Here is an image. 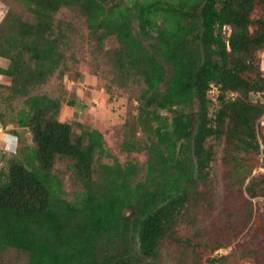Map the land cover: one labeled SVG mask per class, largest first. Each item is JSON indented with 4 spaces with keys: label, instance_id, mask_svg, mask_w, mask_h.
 Segmentation results:
<instances>
[{
    "label": "trees",
    "instance_id": "obj_1",
    "mask_svg": "<svg viewBox=\"0 0 264 264\" xmlns=\"http://www.w3.org/2000/svg\"><path fill=\"white\" fill-rule=\"evenodd\" d=\"M15 1L32 20L2 1L0 58L8 66L0 76L8 84L0 83V125L13 126L18 146L0 167V264L9 250L27 264H159L165 241L179 246L169 264H198L203 244L180 239L177 228L183 223L197 237L199 215L211 205L208 141L222 142L227 180L238 186L260 158L258 137L264 144V102L253 98L264 92V0ZM63 11L83 21L118 86H140L121 150L144 152L142 165L101 164L111 157L102 134L79 123L77 133L58 120L63 104L85 105L67 92L37 93L72 68L75 26L56 17ZM107 39L118 47L105 50ZM256 185L252 177L245 186L251 198ZM233 241H218L212 252Z\"/></svg>",
    "mask_w": 264,
    "mask_h": 264
},
{
    "label": "rangeland",
    "instance_id": "obj_2",
    "mask_svg": "<svg viewBox=\"0 0 264 264\" xmlns=\"http://www.w3.org/2000/svg\"><path fill=\"white\" fill-rule=\"evenodd\" d=\"M2 1L6 3L8 10L18 14L26 21L32 20L31 15L20 3L15 0ZM56 17L65 20V22H72L75 26L72 35V48L68 53L73 58V64L71 63L72 68L62 79L56 75L53 76L37 93L58 97L67 92L76 96L78 101L85 105L84 110H78L63 104L58 120L70 124L77 133L80 132L77 127L79 123L88 129H97L102 134L104 146L111 157H102L99 161L101 164L112 165L115 161L120 164L137 161L142 165L146 160L144 152L135 154L121 150V143L127 134L124 124L133 122L138 113L140 86L129 85L122 88L113 81L114 75L106 55L96 52L95 42L89 37V32L83 21L76 18L75 14L63 11ZM117 47L118 44L114 39H107L104 43L105 50ZM258 57L262 69L264 51L259 52ZM4 61V63L0 62V66L8 65V61ZM0 83L8 84V80L0 77ZM253 98L264 102V92L258 93ZM0 107L4 109L2 99H0ZM12 128V125H8L6 128L0 125V140H4L0 143V167L3 165L4 155H10L18 146L16 138L10 134ZM23 135L25 142L30 144V134L25 132ZM208 145L215 152L214 160L209 168L211 205L207 208L206 215H199L198 211L195 213L202 217L199 221L201 231H198L197 237H194V230L183 223L179 224L177 235L180 239L203 244L197 247L198 264H211L212 258L220 256L227 257L221 264H264V161L262 162L258 156L254 158L255 168L251 176L243 186H238L234 180H227L229 168L225 167L222 161V142L211 139L208 141ZM241 159L247 164L252 162L251 157H241ZM68 175L69 172L63 171L62 179L67 190L70 187ZM252 177H254L257 187L255 188V197L251 198L246 192L245 186L250 183ZM232 230L235 232H231ZM230 239H234L230 245H224L218 251L212 252L218 241L225 244ZM178 247L165 241L159 251V264H169L166 261L168 253L177 250ZM1 263L27 264V258L18 251L9 250L3 255Z\"/></svg>",
    "mask_w": 264,
    "mask_h": 264
},
{
    "label": "built area",
    "instance_id": "obj_3",
    "mask_svg": "<svg viewBox=\"0 0 264 264\" xmlns=\"http://www.w3.org/2000/svg\"><path fill=\"white\" fill-rule=\"evenodd\" d=\"M217 95H218V90L214 85H210L209 91H208V98L212 101V102H216L217 99ZM260 124L262 126H264V115L260 120ZM260 144V150H261V159L263 158V154L262 151L264 150V145L259 141Z\"/></svg>",
    "mask_w": 264,
    "mask_h": 264
},
{
    "label": "crops",
    "instance_id": "obj_4",
    "mask_svg": "<svg viewBox=\"0 0 264 264\" xmlns=\"http://www.w3.org/2000/svg\"><path fill=\"white\" fill-rule=\"evenodd\" d=\"M5 13H6V10H5V5L3 4V2L0 0V23H1V21H2V19H3V17H4V15H5ZM5 59H3V58H0V62H2V63H4L5 61H4ZM3 65V64H2ZM2 65L0 66V67H2ZM8 66V65H7ZM6 66V67H7ZM6 67H2V68H6ZM263 69H264V66H263ZM0 77H2V76H0ZM4 136H7L6 134H4ZM2 141L4 142V140H0V143H2Z\"/></svg>",
    "mask_w": 264,
    "mask_h": 264
},
{
    "label": "clouds",
    "instance_id": "obj_5",
    "mask_svg": "<svg viewBox=\"0 0 264 264\" xmlns=\"http://www.w3.org/2000/svg\"><path fill=\"white\" fill-rule=\"evenodd\" d=\"M209 91V90H208ZM207 94H208V92H207ZM260 120H261V118L259 119V121H258V123L260 124ZM261 125V124H260ZM259 141L262 143V141H261V139H260V137H258V143H259ZM263 144V143H262ZM264 145V144H263ZM259 148H260V144H259ZM263 152H264V150L262 151V154H263ZM260 155H261V150H260ZM263 156V155H262ZM263 159V158H262ZM262 159H261V156H260V160L262 161Z\"/></svg>",
    "mask_w": 264,
    "mask_h": 264
}]
</instances>
